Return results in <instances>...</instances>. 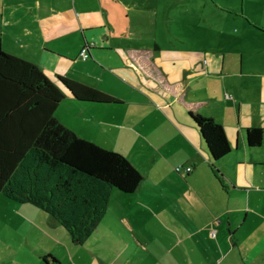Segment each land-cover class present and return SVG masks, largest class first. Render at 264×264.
<instances>
[{
	"label": "crops",
	"instance_id": "obj_1",
	"mask_svg": "<svg viewBox=\"0 0 264 264\" xmlns=\"http://www.w3.org/2000/svg\"><path fill=\"white\" fill-rule=\"evenodd\" d=\"M238 18L243 31L218 48H173L139 40L140 15L127 17L126 45L114 46L115 31L126 32L109 16L97 26L77 0H0V48L8 51L6 37L27 40L34 55L26 61L53 82L65 77L121 102L80 103L64 89L57 119L121 153L143 176L135 193L112 192L107 214L83 244L43 211L1 201L8 214L0 254L27 255V264H264V139L251 148L246 136L249 128L264 132V24ZM83 44L92 46L89 57L77 61L93 69L98 47L116 54L104 75L122 96L100 86L93 69L86 72L93 85L62 69ZM190 112L224 128L227 157L212 162ZM177 166L192 171L176 173Z\"/></svg>",
	"mask_w": 264,
	"mask_h": 264
},
{
	"label": "trees",
	"instance_id": "obj_2",
	"mask_svg": "<svg viewBox=\"0 0 264 264\" xmlns=\"http://www.w3.org/2000/svg\"><path fill=\"white\" fill-rule=\"evenodd\" d=\"M66 90L80 103L119 100L65 77L53 82L38 66L0 48V196L52 216L83 244L107 214L112 192L133 194L143 176L121 153L78 137L56 117ZM212 162L232 152L224 128L189 113ZM251 148L262 129H247Z\"/></svg>",
	"mask_w": 264,
	"mask_h": 264
},
{
	"label": "rangeland",
	"instance_id": "obj_3",
	"mask_svg": "<svg viewBox=\"0 0 264 264\" xmlns=\"http://www.w3.org/2000/svg\"><path fill=\"white\" fill-rule=\"evenodd\" d=\"M77 7L87 9L91 13L93 23L97 26L106 22L107 16L120 25L122 33H126L120 36L117 30L115 31L116 35L112 40L114 46L126 45L127 17L132 19L139 15L141 26L144 27V32L138 38L139 40L148 44H152L154 41L162 42L164 46L173 48L176 47L175 45L179 47L192 44L215 45L218 48L225 38L239 36L243 31L239 25V16L244 17L245 21L250 23L264 24V0H77ZM74 39L77 40V44L75 43L73 47L76 49L79 44V36H74ZM2 42L8 53L19 54L25 60H32L31 56L34 55V51L27 40L6 37ZM186 42L191 43L187 44ZM91 47L83 44L79 49L81 51H78V57L76 55L69 61L62 62V69L67 71L70 77L89 84L92 83L88 81L89 73L86 72L88 69H93L94 66L80 64L77 59L79 58L81 63H85L87 58L85 59L81 53L85 49L86 56L89 57ZM99 48L101 47H98L95 52L100 60L98 61L99 66L93 69L94 76H97L99 85L104 86L106 90H115V92L119 90L120 92V88L111 84L106 79L107 76L104 75V68L116 65V54L113 51L108 52L103 50L104 48ZM94 60L89 58L90 62ZM33 61L36 63L34 59ZM61 113L63 115L62 111L57 112L56 117ZM1 201L7 205L18 204L0 196V228L2 219L8 214ZM28 262L32 263L27 255L18 256L6 252L0 254V264H27Z\"/></svg>",
	"mask_w": 264,
	"mask_h": 264
},
{
	"label": "built area",
	"instance_id": "obj_4",
	"mask_svg": "<svg viewBox=\"0 0 264 264\" xmlns=\"http://www.w3.org/2000/svg\"><path fill=\"white\" fill-rule=\"evenodd\" d=\"M81 54L85 57V59L87 58V56H86L87 55V51L85 49L82 51ZM182 170H186V172L190 173L192 171V168L191 167L184 168L182 166H177L175 168L176 173L182 172Z\"/></svg>",
	"mask_w": 264,
	"mask_h": 264
},
{
	"label": "water",
	"instance_id": "obj_5",
	"mask_svg": "<svg viewBox=\"0 0 264 264\" xmlns=\"http://www.w3.org/2000/svg\"><path fill=\"white\" fill-rule=\"evenodd\" d=\"M50 261V260H49Z\"/></svg>",
	"mask_w": 264,
	"mask_h": 264
}]
</instances>
